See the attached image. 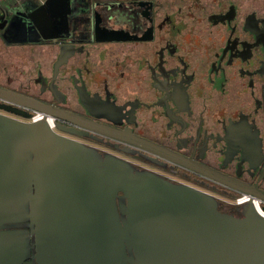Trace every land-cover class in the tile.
<instances>
[{"label": "flooded vegetation", "instance_id": "af4514ba", "mask_svg": "<svg viewBox=\"0 0 264 264\" xmlns=\"http://www.w3.org/2000/svg\"><path fill=\"white\" fill-rule=\"evenodd\" d=\"M47 2L14 0L0 18V43L20 48L0 88L87 126L1 96L0 113L44 112L59 134L204 190L223 212L242 216L243 196L264 210V0H53L35 13Z\"/></svg>", "mask_w": 264, "mask_h": 264}, {"label": "water", "instance_id": "95a60500", "mask_svg": "<svg viewBox=\"0 0 264 264\" xmlns=\"http://www.w3.org/2000/svg\"><path fill=\"white\" fill-rule=\"evenodd\" d=\"M0 96L87 126L23 95L0 88ZM0 264H264V215L253 201L242 216L223 212L212 194L104 157L45 118L0 113Z\"/></svg>", "mask_w": 264, "mask_h": 264}, {"label": "rangeland", "instance_id": "374dc122", "mask_svg": "<svg viewBox=\"0 0 264 264\" xmlns=\"http://www.w3.org/2000/svg\"><path fill=\"white\" fill-rule=\"evenodd\" d=\"M13 2H14V0H0V18H3L4 13L6 11H8V9H10V8H11V10L15 9L12 5ZM20 8H21V6H20ZM13 11H11V13H8L7 15H13L14 14ZM19 51H20V48L18 46H16V48L15 47H6L0 43V67L2 68L4 66H7V67L9 66L8 71H9V73L13 74L14 66H19V62L14 61V59H16V60L18 59L16 57V55L18 54ZM9 60H11V62H10V64H7L6 62Z\"/></svg>", "mask_w": 264, "mask_h": 264}, {"label": "built area", "instance_id": "2783aa9c", "mask_svg": "<svg viewBox=\"0 0 264 264\" xmlns=\"http://www.w3.org/2000/svg\"><path fill=\"white\" fill-rule=\"evenodd\" d=\"M44 118L47 120L49 126H50L53 130L56 131V130H57V122H56L55 117H53V116H50V115H47V114H44V113H41V112H36V113H34V115L29 119V121L36 122V121L42 120V119H44ZM256 201H257V205H258L259 207L262 208V206H261V202H260L259 200H256ZM247 202H248V199H246V196H243V197H240V198H238V199L236 200L235 205H237V206H242V205L246 204ZM254 205H255V201H254ZM255 207H256V205H255ZM256 209H257V208H256ZM257 211H258V212L261 211L262 213H264L263 208H262L260 211L257 209ZM262 213H261V214H262ZM262 215H264V214H262Z\"/></svg>", "mask_w": 264, "mask_h": 264}, {"label": "bare ground", "instance_id": "6f19581e", "mask_svg": "<svg viewBox=\"0 0 264 264\" xmlns=\"http://www.w3.org/2000/svg\"><path fill=\"white\" fill-rule=\"evenodd\" d=\"M42 113V112H41ZM44 113V112H43ZM45 114V113H44ZM255 204H256V207L255 208H257L259 211L261 210V207H259L258 205H257V202H255ZM260 213H262L261 211H260ZM262 214H264V213H262Z\"/></svg>", "mask_w": 264, "mask_h": 264}]
</instances>
